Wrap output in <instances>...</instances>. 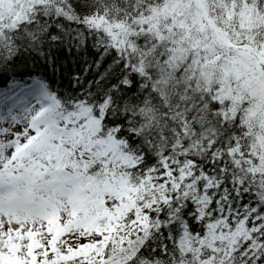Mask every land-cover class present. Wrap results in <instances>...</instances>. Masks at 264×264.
Instances as JSON below:
<instances>
[{
    "label": "snow or ice",
    "instance_id": "1",
    "mask_svg": "<svg viewBox=\"0 0 264 264\" xmlns=\"http://www.w3.org/2000/svg\"><path fill=\"white\" fill-rule=\"evenodd\" d=\"M0 264H264V0H0Z\"/></svg>",
    "mask_w": 264,
    "mask_h": 264
}]
</instances>
